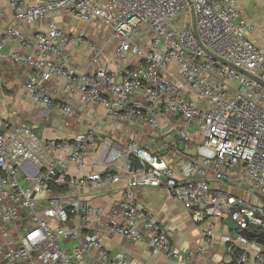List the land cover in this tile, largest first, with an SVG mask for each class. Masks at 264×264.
I'll use <instances>...</instances> for the list:
<instances>
[{
  "label": "built area",
  "instance_id": "2783aa9c",
  "mask_svg": "<svg viewBox=\"0 0 264 264\" xmlns=\"http://www.w3.org/2000/svg\"><path fill=\"white\" fill-rule=\"evenodd\" d=\"M4 1L15 24L0 36V61L9 57L31 69L22 89L34 104L59 109L66 126L79 118V104H97L106 120L147 126L162 143L157 153L135 143L120 146L104 140L100 126L48 140L0 113V264H84L92 252L100 264H124L90 231V216L102 215L112 233L185 263L211 257L218 224L230 220L235 235L228 230L221 241L232 261L217 264H264V54L250 39L257 26L243 19L236 0ZM57 11L85 25L101 23L116 40L118 67L131 56L139 64L77 71L71 46L87 47L96 62L105 48L85 30L68 32L50 19ZM194 17L201 42L226 63L200 45ZM25 25L41 29L26 36ZM14 43L28 53L6 54ZM51 83H57L56 95ZM182 143H196V153L188 155ZM73 165L103 171L72 176ZM125 177L123 199L111 205L94 207L74 196L75 189L102 190ZM145 187L166 189L204 226L195 251L181 253L138 205L137 190ZM64 242L73 244L70 252Z\"/></svg>",
  "mask_w": 264,
  "mask_h": 264
},
{
  "label": "crops",
  "instance_id": "0c3cea01",
  "mask_svg": "<svg viewBox=\"0 0 264 264\" xmlns=\"http://www.w3.org/2000/svg\"><path fill=\"white\" fill-rule=\"evenodd\" d=\"M236 2L239 5L243 19L247 23L257 26V31L250 35V39L260 46L264 54V0H236ZM0 11H4L5 13V18L0 20L1 36L8 25L15 24V20L11 6L4 0H0ZM63 15H65L64 12L57 11L51 15L50 19L57 21ZM58 23L68 32H77L82 29L86 32V29H88V26H86L85 28L80 27L76 30L73 27L68 28V26L60 22ZM39 29H41L39 25H25L22 27V32L26 36H34ZM104 30L108 31L107 29ZM86 34L97 45L104 47L105 53L96 62L94 61L93 52L87 47L71 46L69 48V53L72 55L71 66L77 71L92 73L102 68L115 71L119 67L125 69L139 64L140 59L131 56L128 62L118 67L119 64L116 62L114 55L116 40L111 34L109 33V38L103 39L98 36H92L89 32H86ZM11 52L28 53L18 43L11 44L5 49L6 54ZM31 74L30 68L14 63L9 57L0 61V113L3 119L32 127L35 132L48 140L69 139L85 131L90 126H100V132L104 140H112L120 146L125 147L135 143L152 153L160 152L162 142L156 137L157 131L151 130L147 126L141 128L136 125L132 126L108 121L105 119L104 108L97 104H79V118L72 120L70 126H66L67 120L59 109L44 110L42 107L34 104L28 93L22 89L23 84L28 81ZM50 88L52 89V95H56L57 83H51ZM59 96L60 94L57 97ZM168 124V121H162L163 128L166 129ZM151 139L156 142V145L153 147L148 145V141ZM182 147H185V152L188 155L196 153V143H192L189 146L182 143ZM167 159L171 161L169 156H167ZM92 171L99 173L103 169L100 167L78 169L74 165L70 168L72 176L84 177ZM126 179L125 177L121 183L110 185L102 190L90 189L82 193L78 192V189H75L74 196L94 207L108 206L123 199L126 191ZM136 194L138 205L152 213L154 220L168 231L172 243L181 253L195 251L203 243L202 230L204 226L194 223L183 204L172 197L166 189L145 187L138 189ZM74 225L75 223L69 224L70 227ZM90 228V231L100 234L111 258L115 259L121 256L124 264H217L220 260L232 261V258L226 255L222 249V235L226 234L228 230L233 235L226 222L223 225L218 224L211 257L204 258L196 263L169 260L163 254L153 255L152 249L148 245L133 243L122 236L112 233L108 227V219L103 215L99 217L90 216ZM90 231H86V233ZM63 247L67 252H70L73 244L64 242ZM84 264H100L97 260L96 252L88 255L85 258Z\"/></svg>",
  "mask_w": 264,
  "mask_h": 264
},
{
  "label": "rangeland",
  "instance_id": "374dc122",
  "mask_svg": "<svg viewBox=\"0 0 264 264\" xmlns=\"http://www.w3.org/2000/svg\"><path fill=\"white\" fill-rule=\"evenodd\" d=\"M238 7H239V5H238ZM57 21L62 23L63 25L68 26V28L73 27L76 30H78L80 27L85 28L86 26H88L87 27L88 29H86V32H89V34H91L92 36H98L99 38H102V39L110 36L109 32L104 30L105 28L101 25V23H93L91 25H85L81 22H78L77 20L75 21V19L70 14L68 15L67 13H65V15L60 17V19ZM87 30H89V31H87ZM113 50H114V48H113ZM244 197L246 199H251L250 195H248L247 193L244 194Z\"/></svg>",
  "mask_w": 264,
  "mask_h": 264
},
{
  "label": "water",
  "instance_id": "95a60500",
  "mask_svg": "<svg viewBox=\"0 0 264 264\" xmlns=\"http://www.w3.org/2000/svg\"><path fill=\"white\" fill-rule=\"evenodd\" d=\"M193 20H194V23H193L194 33H195V35H196V37H197L198 42L200 43V45L206 50V52H207L212 58H214L215 60L222 61V62L226 63L225 61H223L222 59H220L219 57H217V56H215L213 53H211V52H210V51L204 46V44L201 42L200 37H199L198 32H197V27H196L195 17H194ZM231 66H232L233 68L237 69L238 71H240L241 73H243V74H245V75H248V76H251L250 74H248V73L242 71L241 69L235 67L234 65H231ZM253 78H254V77H253ZM227 224L229 225V227H230V229H231V231H232V233H233V236H234V235H235V232H236V226H235V224H234L232 221H230V220H227ZM251 237H255V234H254V233H251Z\"/></svg>",
  "mask_w": 264,
  "mask_h": 264
},
{
  "label": "trees",
  "instance_id": "16d2710c",
  "mask_svg": "<svg viewBox=\"0 0 264 264\" xmlns=\"http://www.w3.org/2000/svg\"><path fill=\"white\" fill-rule=\"evenodd\" d=\"M57 191H58V192H65L66 189H60V190L57 189Z\"/></svg>",
  "mask_w": 264,
  "mask_h": 264
}]
</instances>
